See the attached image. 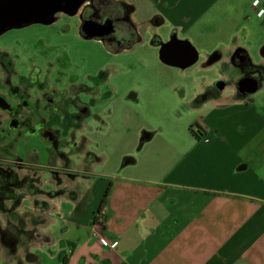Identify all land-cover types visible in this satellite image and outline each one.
Wrapping results in <instances>:
<instances>
[{
  "label": "crops",
  "instance_id": "1",
  "mask_svg": "<svg viewBox=\"0 0 264 264\" xmlns=\"http://www.w3.org/2000/svg\"><path fill=\"white\" fill-rule=\"evenodd\" d=\"M116 1L141 23V0ZM148 1L157 56L184 40L199 70L219 73L183 84L177 114L56 177L16 263L264 264V37L255 52L247 26L264 0Z\"/></svg>",
  "mask_w": 264,
  "mask_h": 264
},
{
  "label": "rangeland",
  "instance_id": "2",
  "mask_svg": "<svg viewBox=\"0 0 264 264\" xmlns=\"http://www.w3.org/2000/svg\"><path fill=\"white\" fill-rule=\"evenodd\" d=\"M137 4L140 24L129 15L130 24L113 23L123 34L118 45L110 35L83 32L80 3L72 12L63 9L0 32V264H21L16 262L28 253L34 226L48 219L49 204L35 206L33 200L47 199L49 184L65 169L117 144L119 134L177 114L178 96L187 91L183 84L219 73L217 66L204 73L199 61L186 69L163 65L145 20L152 4ZM247 26L256 52L264 14H251Z\"/></svg>",
  "mask_w": 264,
  "mask_h": 264
},
{
  "label": "water",
  "instance_id": "3",
  "mask_svg": "<svg viewBox=\"0 0 264 264\" xmlns=\"http://www.w3.org/2000/svg\"><path fill=\"white\" fill-rule=\"evenodd\" d=\"M54 0H0V32L10 25H22L45 20L54 12ZM162 63L186 68L197 60L195 48L187 41L172 38L158 52ZM248 83L242 81V84Z\"/></svg>",
  "mask_w": 264,
  "mask_h": 264
},
{
  "label": "flooded vegetation",
  "instance_id": "4",
  "mask_svg": "<svg viewBox=\"0 0 264 264\" xmlns=\"http://www.w3.org/2000/svg\"><path fill=\"white\" fill-rule=\"evenodd\" d=\"M53 2V8L55 9L53 13H55L56 11H62L63 9H68V12H72V10H74L75 7L80 3L82 5V9L84 10V14H80L78 18L79 21H81L84 25L83 32H92L100 35H110L113 37L115 45H118L123 41L122 31L118 30L117 25L113 23L124 21L125 23L130 24L128 15L131 9L129 7L125 8L127 10V14L121 17L119 16L120 7L116 0H54ZM88 9L92 11L91 14H89L88 12L87 14L85 13V11ZM106 10L109 11L108 14L105 13ZM88 20H91L94 23L102 22L103 26L97 27V29L95 26H86L87 23L93 24V22H89ZM131 27L129 26V28ZM86 109V106L83 105L79 112L84 113L86 112Z\"/></svg>",
  "mask_w": 264,
  "mask_h": 264
},
{
  "label": "trees",
  "instance_id": "5",
  "mask_svg": "<svg viewBox=\"0 0 264 264\" xmlns=\"http://www.w3.org/2000/svg\"><path fill=\"white\" fill-rule=\"evenodd\" d=\"M195 127V126H194ZM193 129V127H190V130H192ZM109 190V189H108ZM108 190L105 192V194H104V199L106 198V196H107V194H108Z\"/></svg>",
  "mask_w": 264,
  "mask_h": 264
}]
</instances>
